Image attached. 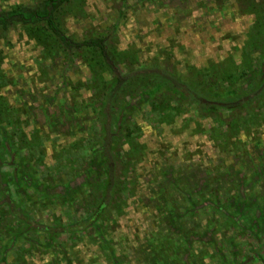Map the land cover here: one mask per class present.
Instances as JSON below:
<instances>
[{
  "label": "rangeland",
  "instance_id": "rangeland-1",
  "mask_svg": "<svg viewBox=\"0 0 264 264\" xmlns=\"http://www.w3.org/2000/svg\"><path fill=\"white\" fill-rule=\"evenodd\" d=\"M42 1L0 0V11L35 7ZM54 16L63 32L75 41L105 37L109 49L116 52L121 71L128 73V87L125 85L123 89L129 91L133 81L143 88L127 103L115 101L114 94H110L113 76L101 68L103 64L92 52L67 51L60 44L52 49L53 38L46 37L48 32L40 33L35 26L15 24L6 31L0 28V98L3 99L0 105L9 110L5 113L11 115L12 123L17 110V135H22L25 143L29 136L37 135V150L28 153L34 159L31 163H37L35 168L52 167L50 154L56 145L72 140L67 139L72 134L67 133L66 123L85 141V150L90 146V137L116 136L124 160L121 171L116 173L114 187L119 189L120 182L126 179L123 187L128 184L129 191H135L134 196L125 198L129 206L115 220L116 243L123 244L117 248L118 260L129 257L133 264H163L162 260L169 264L221 263V259L214 258L219 247L217 236L210 237L213 241L209 245L201 237L187 238L196 230L192 225L201 218L212 221L197 224L198 232L210 227L229 228L231 223L227 227L228 224H221L228 206L230 213L242 220L243 216L235 213L244 204V221L252 228L256 219L264 220V204L259 200L264 198V0H68ZM244 61H248L246 66ZM223 64L246 69L245 75L233 82L236 91L228 92L233 96L243 95L242 102L252 101L243 111L244 117L250 113L252 125L236 137L227 136V141L221 144L217 137L203 130L216 127L217 122L193 115L197 103L189 96L179 98L175 92L179 91V78L189 83L199 82L200 78L205 79L207 69H223ZM228 70L233 69L228 67ZM160 83L161 88L156 87ZM200 89L195 88L203 95L218 96L215 91ZM151 104L160 111L153 112ZM46 108L52 113L45 112ZM40 142H44L41 155L36 154ZM246 156L251 160H244L248 159ZM56 171L51 170L53 178ZM181 173L189 176L193 187L203 181L221 187L227 183L238 185L232 190L235 201L228 205L225 199L230 193L226 190L210 191L205 201L213 199L216 208L208 209L203 207L204 198L193 195L190 204L184 203L180 208L186 218L183 226L178 218L170 221V215L162 224L161 209L174 210L172 188L187 183V178L180 180ZM240 177L245 181L244 203L240 201ZM21 178L17 182V217L27 216L28 220L38 215L39 221L46 220V202L51 198L48 193L28 190L27 179ZM251 197L257 199L253 206L247 203L252 202ZM3 199L0 194V254L11 247L14 233L21 232L26 241L35 242L37 232L47 226V222L41 221L38 227H31L28 221L17 220L16 227V209ZM32 201L37 202V207L34 208ZM163 225L167 236L173 237L169 232L179 231L184 238L172 239L178 241L174 245L160 235ZM130 230L134 236L128 240V252L124 243ZM259 240L264 244V233ZM248 242L249 246L252 244L250 249L257 247L252 239ZM24 247L27 252L28 246L24 244ZM256 250L260 253L255 264H264V246ZM23 253L18 251L15 257L7 252V263L48 264L50 261L48 254L24 257ZM85 253L83 264H88L87 259H97L92 252ZM62 257L54 256L59 264H64ZM110 257L101 256L99 264H108ZM210 257H213L211 262Z\"/></svg>",
  "mask_w": 264,
  "mask_h": 264
},
{
  "label": "flooded vegetation",
  "instance_id": "flooded-vegetation-1",
  "mask_svg": "<svg viewBox=\"0 0 264 264\" xmlns=\"http://www.w3.org/2000/svg\"><path fill=\"white\" fill-rule=\"evenodd\" d=\"M2 30L6 31L7 29ZM8 111V109H4V107L0 105V194H2V198L4 196L3 200L10 203L11 205H9L16 209V227L17 220L28 221L27 223H30L31 227H38V223L41 221L45 223L47 222V226L40 232H37L38 238L42 239V241H39L38 238L35 242L26 241L28 239H24L21 232L14 233L10 242L12 248L7 247L5 248V251L0 254V264H8L6 261L7 252L13 253L16 257L18 251L24 252V257L32 256L33 253L51 255L52 257L50 256L48 264H59L54 258L55 255L63 256L61 260L64 264H83L86 255L85 251L92 252L91 254L96 255L97 257V259H94L93 261L87 259L86 262L88 264H99L101 263V256L105 257L107 255L111 256L108 264H133V262L131 263L129 261L128 256L127 259L124 258L120 261L117 258V248L123 246V244L117 245L116 243L117 239L115 233L117 228L115 226V220H117L116 218L122 215L123 210L129 206V201H127V199L134 196L133 193L135 192L133 191L131 193V191H129L128 184L126 187L124 186V188L123 186L119 189L113 187L116 173L119 170L121 171V163L122 160H124L122 154L123 149H120L121 143L117 141V137H113L112 135L105 137L100 135H98V137H90V146L85 150V141L82 140L80 136H77L76 132L71 129L72 125L66 123L64 127H67V133H70L71 131L72 134L68 135L67 139L71 138L72 140H67L63 144L56 145L53 152L50 154L53 159L52 167L48 166L44 168V165H39V167L35 168L34 165H37V163L35 161L34 164L31 163L34 159L32 160L33 156L30 157L28 153L33 154L36 152L35 150H37V144L39 143V141H37L38 137L37 135H31L28 137L30 140L25 143V141H23V136L17 135V110L13 114V123L11 122V115H6L5 113ZM45 112L49 114L52 113L49 108H46ZM33 140L37 143H31ZM28 143H30V145H28ZM40 144L41 145H39V150L36 154L42 152L40 149L43 148L44 142H40ZM77 150L78 155L76 156ZM72 153L74 156H70ZM23 156H25L26 159H23ZM246 157H248V159L244 158V160H251L249 156ZM250 163H252V161H250ZM55 169L57 171L53 174L56 178H53L51 170L55 171ZM259 172L261 171H258V174ZM19 176L23 177L21 180L27 179L28 182L26 183L29 185V189L27 188L28 190H37L45 192L46 194L48 193V197L51 199L46 202V220L40 218L41 221H39L38 215H34L33 217L30 216L28 220H26L27 216L17 217L16 194L17 182L20 181ZM109 176L111 177V184L107 191L111 192V196L107 199V197L102 194V183L100 181L102 179H107ZM182 178L183 177L181 176V181L183 180ZM186 181V186L179 184V187L172 188L173 192H171V194L175 196L173 197V200L171 199L174 204V210L164 211V209H161L162 214H159V218L164 219V221H161L162 224L167 222L166 217L170 215V221H172V218L174 217L178 218L179 221L182 222L180 223L181 226H183L186 218L183 217L184 211L182 212L180 208L183 207L184 203L190 204L193 195L204 198L202 200V204H204L203 207H208V209H212L213 207L216 208L213 199H207L205 201V198H207V192L210 191L226 190L230 193L229 195H226L225 199V201L228 202V205L235 201L233 196L234 191L232 190L238 187L236 184L229 185V183H227L224 185L225 187H221L216 184L208 185L203 181L193 187V185H190L188 175ZM243 185H245L244 178L240 177L239 189L242 191V196L240 198V201L242 202L244 198L242 189L244 187ZM229 186L231 188H229ZM122 191L129 192L127 194L128 198L125 200L118 199L117 201L116 199L120 195L119 192L122 193ZM11 196L14 200L11 199ZM164 199L165 198L163 197V202H166ZM250 200L252 202H246L251 203L250 205L252 206L253 203H256L257 201L256 197H251ZM259 200L263 201L262 203L264 204V198ZM32 204L34 205V208L37 207V202L34 203L32 201ZM243 205L244 204H242V206L240 205V209L235 213L243 216L242 220H240L238 216L230 213V206H228L227 210L224 209L223 212H225L226 215L222 219L221 224L223 226L228 224L226 225L227 227L230 225L229 223H231L229 228L219 229V227H210L211 229H208L207 231L198 232L199 227L196 226L197 224L203 225V223L206 224L208 220L212 221L211 218H201L200 221H197L192 225L191 228L196 230L190 233L187 239L191 236H195V239L201 237L202 241L209 245L211 243L210 241H213L210 237L217 236L219 247L214 251L216 253L214 258L221 259V263L219 264H255L258 261L260 253H258L256 249L259 246L260 248H263L264 246V244L259 243V237H263L264 233V220L256 219L254 221L255 227L252 228V226H248L247 222L244 221ZM117 207L122 208H119V211L117 210ZM35 212L36 211H34V213ZM173 222H176V220ZM221 227L222 226H220V228ZM214 229H217V231L212 232ZM133 234V231L130 230L127 233V239L124 243L125 250L128 252L130 249L128 240H131L134 236ZM166 234V227L164 228L163 225V230L160 235L171 240L173 244L175 243L174 245H176L178 241H173L172 239L178 237H180L179 239L184 238V234H181L179 231L176 233L169 232L168 235H173V237L167 236ZM250 239L256 244V248L250 249V246H252V244L249 246L248 241ZM19 240H21V243ZM24 244L28 246L29 250L27 252L25 251ZM42 244H44L45 247H41ZM188 247H190V244H188ZM125 250L123 249L122 252H125ZM74 256H78V259L76 257L74 258ZM211 261H213V257H210V262ZM162 262L163 264L168 263L164 260H162ZM24 263L25 261L22 264ZM211 263L214 264V262Z\"/></svg>",
  "mask_w": 264,
  "mask_h": 264
},
{
  "label": "trees",
  "instance_id": "trees-1",
  "mask_svg": "<svg viewBox=\"0 0 264 264\" xmlns=\"http://www.w3.org/2000/svg\"><path fill=\"white\" fill-rule=\"evenodd\" d=\"M67 1L68 0H43L35 7L19 6L10 10L2 11L0 12V28L6 30L16 23L24 27L35 26L38 28L40 33L48 32L46 37L50 36L53 38L52 49H55L54 45L60 44L67 51L88 50L89 52H92L96 59L98 58L103 64L101 68L106 72L108 71L109 74L113 76V88L110 94H114L115 101L120 99L121 101L127 103L130 98L139 95L140 93L138 92V89L140 88L141 90L143 87L138 86V81H133V83H131V89L129 91L123 89L128 82V73L125 74L121 71L117 64L118 58L116 57V52L115 50L109 49L105 37L96 36L86 38L81 41H75L70 36L66 35L58 26L54 16L55 12ZM262 43H264V39L262 40ZM246 62L248 61L243 62L244 66H246ZM223 65V69H207L205 72V79L200 78L199 82L189 83V81H184L179 78V91L175 92L176 95L179 94V98L189 96L197 103L198 107L193 115L200 116V118L204 119H212L217 122V126H221V128L226 127L224 131H221V128L216 129L217 126L203 128V130L205 129L204 132L206 134L210 136L213 134L214 138L217 137L218 139H215H217V141L221 144H224L227 141V136H238L240 132L247 130V128L252 125L250 122L252 120L250 113H248L246 117H244L243 113L245 108H248L251 105L252 101L249 100L242 102L243 95L233 96L231 92H228L229 89H231L233 93L236 91L235 83L233 84V82L244 76L246 69L241 68V65H239V67H235V64H227L230 69H233L232 71H229L227 65ZM214 72H217V74L215 75ZM236 73L237 75L235 76ZM212 74L215 77H213ZM161 85L162 83L156 84V87L161 88ZM126 86L128 87V85ZM141 86H143V84ZM195 88H201V92L203 88L215 91L218 96L209 97L203 95L199 91L195 90ZM252 100L254 101L255 99ZM151 106L153 112L160 111L157 106L155 107L153 104H151ZM180 114L181 112H179V115ZM253 122H257L256 117L253 118ZM230 132L232 133L231 135ZM126 174L123 173V175ZM181 176L183 177V180L187 178V176H184L183 174ZM100 182L102 183V194L108 199L109 196H111V192L107 191V189L110 188L111 177L109 176L107 179H102ZM116 182L117 181L114 182V185H116ZM125 183L126 179L120 182L121 186L126 185ZM182 185L186 186L187 183H182ZM119 194L120 195L116 199L117 201L118 199L125 200L127 197V193H125V191H122V193L119 192ZM11 199L14 200L12 196ZM119 208L121 209L122 207ZM119 208L117 207V210L120 211Z\"/></svg>",
  "mask_w": 264,
  "mask_h": 264
}]
</instances>
